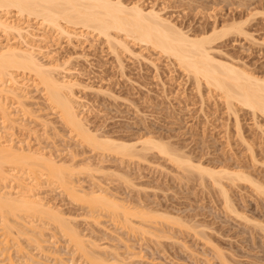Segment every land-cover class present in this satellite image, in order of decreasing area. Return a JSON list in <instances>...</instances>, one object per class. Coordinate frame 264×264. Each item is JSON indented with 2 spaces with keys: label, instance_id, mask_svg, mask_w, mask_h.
<instances>
[{
  "label": "rangeland",
  "instance_id": "rangeland-1",
  "mask_svg": "<svg viewBox=\"0 0 264 264\" xmlns=\"http://www.w3.org/2000/svg\"><path fill=\"white\" fill-rule=\"evenodd\" d=\"M123 2L128 6L139 3L146 11L154 8L191 36L237 23L240 34L230 32L217 38L212 54L264 80V0ZM11 18L24 27L31 25L37 35L33 36L35 43L47 45L45 53L64 66L60 72L75 84L78 112L92 134L136 145L139 151L144 139L153 138L169 145L182 159H191L193 165L241 172L253 181L221 178L231 211L211 177L181 166L158 150L142 152L144 157H127L91 148L51 108L42 87L28 82L29 74L17 72L21 81L31 84L27 89L30 99L23 104L8 99L15 122L10 125L1 114L0 132L15 146L27 149L30 144L33 151L48 152L57 163L75 167L78 173L71 181L77 182L73 185L79 191L104 188L123 202L125 210L117 214L129 213L127 218L123 216L130 221L126 223L111 211L90 210L88 204L76 201L68 189L45 176L40 182L30 180L39 187H35L37 191L32 188V194L45 199L46 206L62 213L61 218L66 217L86 243L95 245L86 244L92 253L112 264H264V194L255 186L264 187V114L239 104L229 110L223 94L211 90L204 80L200 86L174 57L125 35L119 39L128 48L116 44L115 49L114 41L112 47V41L81 27L70 26L75 33L70 37L43 29L41 19L16 12ZM42 34H47V41H40ZM7 35L0 31V49L8 43L24 46L18 34ZM22 217L11 216L15 230L28 227L30 234L10 237L5 255L0 250V264L92 263L49 218ZM32 232L44 242L32 240Z\"/></svg>",
  "mask_w": 264,
  "mask_h": 264
},
{
  "label": "bare ground",
  "instance_id": "bare-ground-1",
  "mask_svg": "<svg viewBox=\"0 0 264 264\" xmlns=\"http://www.w3.org/2000/svg\"><path fill=\"white\" fill-rule=\"evenodd\" d=\"M14 12L23 17H34L37 18V20L41 19L43 29L45 28L46 30L48 27L47 29L49 30L58 31L62 35L66 34L70 37H73L75 34L69 29L70 26H75V28L81 27L97 32L98 35L106 38L108 42L114 41L115 49L117 45L128 48L126 42H124L125 40L119 39L121 34L125 35L128 39L131 38V40L144 43L160 50L169 57H174L185 71L194 75L198 84L204 80L211 90L214 89L216 92L218 91L223 94L228 103V107L230 106L231 109L233 107L236 109L237 104H239L252 110L253 113L260 112L264 114V80L253 76L252 73L250 74V72L248 73L245 69L239 68L232 63L220 61L212 54V44L217 38L230 32L234 34L236 32L237 34L242 31V28L236 25L237 23H232V25L229 24L230 26L223 27L220 30L218 27H214L211 33L191 36L176 24L163 18L154 8L146 11L139 3L128 6L123 0H0V31L4 32L6 35L16 33L23 39V44L25 43L24 46H15L14 44L8 43L6 45L4 44L0 49V115L2 114V120L4 118V121H11L10 123L8 122L10 125L15 122L11 117L12 112L9 111L10 108L7 103V101L11 100L8 99H18V102H21V104H23L22 102L26 99H30H28L29 95L27 96V89L31 87V84L29 86L27 81H21L18 78L19 75H17V72L27 73L30 76L28 82L32 81V85L42 87L40 88L41 90L43 89L44 94H46V99L48 103H50L51 108L60 112V116L66 125L72 131L76 132L77 137L84 143L90 145L91 148L98 149L100 152L103 150L104 154L106 152L108 153V151H115V153L117 152L127 157H138L142 152L146 153L147 150L151 149L158 150L161 154L171 157L173 161L178 164H183L187 169L190 168L189 170H193L196 168V170H199L200 174H206L211 177L213 181L220 186L226 204L232 211L228 192L223 187L221 178L225 175L224 178L227 176L231 180L233 178V181L241 179L253 182L250 178L241 174V172L232 173L225 169L214 170L203 167V165H193L191 159L188 160L187 157L186 159L184 158L185 160L182 159L178 153L177 155L173 151L174 149L172 150L169 147V145L153 138L144 139L141 142L143 147L142 149L139 148L141 149V151H139L136 145L109 137L103 136V138L97 136L98 134L95 135L96 133L92 134L87 127L88 125L83 121L82 114L80 115V111L78 112L73 96V87L75 84L71 79H65L60 72L64 66L62 65L61 67V64L54 62L55 60L52 61L53 59L49 56L50 53H45L49 50L47 45L40 46L35 43L37 41L33 36L35 37L37 35L31 31V25L24 27L22 24L18 23V21L16 22V20L11 18ZM40 29L41 28H38V30ZM43 34L40 36L41 42L47 39V34L45 36ZM114 42L113 45L110 44L112 47L114 46ZM46 58L47 60L44 61ZM61 76L63 77L61 78ZM201 85L202 83H200V86ZM79 106L80 105H78V107ZM49 124L51 123L49 122ZM4 127L6 128L7 126ZM13 143L14 141L9 139L8 135L5 136L3 135V131L2 133L0 132V224L2 226L0 230L3 231H0L2 232V234L0 233V250L7 251L8 247L10 248V246L7 245L9 244V238L16 239V233L30 234L29 231H26L28 227L25 229L23 227H21L23 229L18 227L19 230H15V225H13L14 221L12 222L14 218H11V216H23L22 218L26 216L29 219L46 217V219L49 218L47 219L48 221H53L54 225L55 223L58 225L57 227L60 228L65 236L69 237L68 240L74 243L73 246H76L74 248L78 250V253L80 252V254H83V257H86V260L90 261L89 263L109 264L110 261L107 263L104 257H102V259L99 257L100 255L96 256L97 254L95 255L92 253L94 250L91 251L86 245H89L90 242L86 243L85 241L87 240L84 241L78 230L75 229L76 227L74 228V226H71L72 223L70 224L68 222L69 220H66V217L61 218L63 217L61 215L62 213L60 216L59 213H57L58 211H55L56 209L54 210L55 212L53 211L52 206L51 208H49L50 205L49 207L46 206L47 203H44L45 199L41 200V197L39 199L32 194L37 188L36 185L35 188L33 184L37 182H33L32 184L30 180L38 179L40 182L39 179L45 176L44 178L48 179V181L60 185L64 190L68 189L66 192L69 191V193L73 194L72 196L77 198H74L76 201L79 200L78 202L88 204L89 206L87 207H89L90 210L94 209L96 211L100 208L117 214L120 213L121 209L125 210V207L122 208L121 203L123 202L115 200L113 198L114 196H109L110 194L108 195V191L106 193L102 190L104 188H101L102 191L97 190L96 192L89 189L90 192H88L89 190L82 191L80 187L81 191H79L77 189L79 187L76 186L77 184L75 186L73 185L76 181H71V179L76 176L74 175L75 172L78 173L75 167L67 166L63 162L62 164L57 163L58 161L56 162L53 160V156L51 155V157L48 152H38L39 150L33 151L29 146L30 144L28 145L29 148L26 147L27 149H25L24 145L19 144L20 147L18 145L15 146V143ZM22 146H24V148ZM88 164L89 163L86 165ZM88 167H90V164ZM88 167L86 169H90ZM81 169L84 170V168ZM26 176L29 177L27 178ZM6 182L9 185L6 184ZM255 186H257V190L261 194H264L263 186L257 184H255ZM32 188H34V190ZM38 189L39 187L37 190ZM34 194H36V192ZM111 212H109V214ZM128 214L127 211L123 212V216H128ZM119 215L120 214H117L116 216ZM123 216L121 218H124ZM127 216L125 217L127 218ZM126 218H124L125 222L127 221ZM128 222L130 221L128 220ZM31 225L34 224L31 223ZM31 229H33V227H31ZM19 235L21 236V234ZM32 235L33 236L30 237L32 240L33 238L35 241L38 240L36 241L37 243L44 240L41 238L39 241L40 237L37 236V239L33 232ZM13 236L15 238H13ZM17 239H19V237ZM4 251L2 255H5ZM10 264H13V262ZM113 264H116V262ZM117 264L119 263L117 262Z\"/></svg>",
  "mask_w": 264,
  "mask_h": 264
}]
</instances>
